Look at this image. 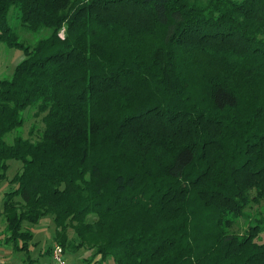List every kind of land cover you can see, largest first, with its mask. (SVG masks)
<instances>
[{
    "label": "trees",
    "instance_id": "trees-1",
    "mask_svg": "<svg viewBox=\"0 0 264 264\" xmlns=\"http://www.w3.org/2000/svg\"><path fill=\"white\" fill-rule=\"evenodd\" d=\"M0 42L26 53L0 79L7 246L51 219L86 264H264V217L233 230L264 200V0H0ZM33 105L40 138L9 142Z\"/></svg>",
    "mask_w": 264,
    "mask_h": 264
},
{
    "label": "rangeland",
    "instance_id": "rangeland-1",
    "mask_svg": "<svg viewBox=\"0 0 264 264\" xmlns=\"http://www.w3.org/2000/svg\"><path fill=\"white\" fill-rule=\"evenodd\" d=\"M14 10H11L10 21L13 27L17 30L21 39L33 46L39 39L49 34V29H44L41 31H31L28 28L21 25ZM15 15V16H13ZM63 35V32H61ZM26 58V53L23 49L18 47H11L3 42H0V79L4 77H11L16 69V66ZM24 125L18 130L13 131L7 136V140L12 142L17 135H21L23 138H30L37 140L40 138L45 124L43 117L45 113H39L37 106L29 107L24 113ZM22 170V162L19 160L10 161V168L8 169L7 176L0 180V208L3 206L4 194L15 185L11 184L13 177L16 173ZM246 216L240 217L233 230L239 233H243L248 225L254 221L257 217H264V200L260 204H252L246 210ZM5 226V218L0 215V264H9V261L13 262L11 264H27L30 258L38 259L35 264H56L51 254H47L46 251L51 248L53 249L56 244L55 232L56 227L51 219H43L38 224H31L29 222H24V229L30 230L33 233V237L29 240V248L26 251H17L13 245L7 246L4 239L3 232ZM76 233L72 228L69 229L70 238H74ZM23 240H19L22 243ZM264 241V234H263ZM91 250L79 249L71 250L67 249L64 251V259L67 264H86L85 259L91 255ZM12 255V256H11ZM25 259V260H24ZM90 261V260H89ZM98 264V263H94ZM106 264H114L112 261H108Z\"/></svg>",
    "mask_w": 264,
    "mask_h": 264
},
{
    "label": "built area",
    "instance_id": "built-area-1",
    "mask_svg": "<svg viewBox=\"0 0 264 264\" xmlns=\"http://www.w3.org/2000/svg\"><path fill=\"white\" fill-rule=\"evenodd\" d=\"M52 257L55 260L56 264H67L64 259L63 247L60 244H56L52 251Z\"/></svg>",
    "mask_w": 264,
    "mask_h": 264
},
{
    "label": "crops",
    "instance_id": "crops-1",
    "mask_svg": "<svg viewBox=\"0 0 264 264\" xmlns=\"http://www.w3.org/2000/svg\"><path fill=\"white\" fill-rule=\"evenodd\" d=\"M0 248H1V246H0ZM1 249H2V248H1ZM11 256H12V255H11ZM10 262H11V261H9V264L13 263V262H11V263H10Z\"/></svg>",
    "mask_w": 264,
    "mask_h": 264
}]
</instances>
